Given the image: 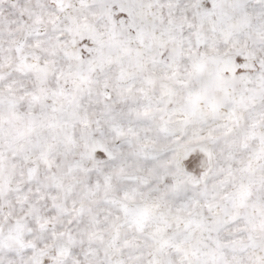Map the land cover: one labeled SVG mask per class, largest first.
<instances>
[{"label":"snow or ice","instance_id":"obj_1","mask_svg":"<svg viewBox=\"0 0 264 264\" xmlns=\"http://www.w3.org/2000/svg\"><path fill=\"white\" fill-rule=\"evenodd\" d=\"M0 264H264V0H0Z\"/></svg>","mask_w":264,"mask_h":264}]
</instances>
